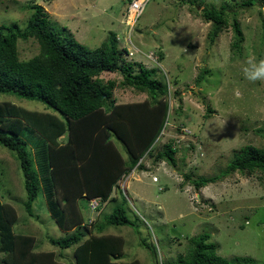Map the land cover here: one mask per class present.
Here are the masks:
<instances>
[{"label":"rangeland","instance_id":"374dc122","mask_svg":"<svg viewBox=\"0 0 264 264\" xmlns=\"http://www.w3.org/2000/svg\"><path fill=\"white\" fill-rule=\"evenodd\" d=\"M31 1L0 0V24L25 26L31 14L26 5ZM35 1L46 11L53 31L63 29L91 49L109 38L110 34L99 29L109 26L111 15L119 14L123 5L120 0ZM247 1L149 0L135 23L142 35L135 27L131 34V45L139 51L129 56L123 42L128 35L126 26V34L115 40L121 51L120 65H131L135 71L141 65L154 69L158 76L164 74L169 109L152 156L146 153L140 159L141 168L117 182L108 201L98 209L92 208V201L84 211L87 221L79 229L87 239L94 234L93 221H102L115 204L125 201L132 225L109 227L104 232L122 239L121 253L114 261L168 263L186 254L192 236L206 232L222 257L247 256L255 264H264V174L233 172L199 189L185 177L220 175L245 145L264 148L260 132L264 129V81L250 82L243 72L249 58L264 59V0L252 5H246ZM108 7L112 12L108 13ZM221 7L227 23L210 44L212 21H206L202 12ZM124 9L125 5L123 13ZM89 23L94 26L91 30ZM17 50L19 60L29 59L38 53V44L33 38L18 40ZM150 53L153 60L146 57ZM100 78L115 81L117 103L146 98L121 86L119 72ZM3 100L29 110H45L36 101L0 96ZM167 142L176 149L173 166L154 160L156 151ZM25 198L18 161L0 145V199L14 210V231L33 237L35 251H52L57 262L76 264L74 247L61 250L49 242L66 232L50 216L43 194L34 201L31 216L23 204Z\"/></svg>","mask_w":264,"mask_h":264},{"label":"trees","instance_id":"16d2710c","mask_svg":"<svg viewBox=\"0 0 264 264\" xmlns=\"http://www.w3.org/2000/svg\"><path fill=\"white\" fill-rule=\"evenodd\" d=\"M256 0H248L252 5ZM25 26L0 24V96L43 104L45 110H29L10 100L0 101V145L9 150L21 171L26 198L23 203L32 215V205L43 194L47 210L66 233L49 242L61 250L74 247L76 264H138L116 262L122 239L104 233L109 227L132 225L125 201L115 204L102 221L93 224L94 234L84 239L79 227L85 224L91 200L99 205L109 200L119 180L141 168L140 159L151 150L167 122L168 84L154 69L120 65L121 51L113 33L91 49L71 33L53 31L44 8L32 0ZM225 8L203 9L212 21V44L226 26ZM236 33L239 29L234 24ZM33 38L38 53L19 60L17 42ZM119 72L120 85L146 98L117 103L115 81L100 78ZM200 82L203 75L199 77ZM264 138V129L261 131ZM176 149L171 142L159 148L155 161L175 165ZM153 152V151H152ZM152 156V155H151ZM264 174V148L245 145L235 153L226 169L216 176L186 179L196 188L217 182L230 173ZM13 208L0 199V253L3 264H61L52 251H35V239L16 233ZM73 229V230H72ZM72 230V231H70ZM203 232L192 236L187 252L163 264H255L251 257H222L217 246ZM155 264H158L155 262Z\"/></svg>","mask_w":264,"mask_h":264},{"label":"built area","instance_id":"2783aa9c","mask_svg":"<svg viewBox=\"0 0 264 264\" xmlns=\"http://www.w3.org/2000/svg\"><path fill=\"white\" fill-rule=\"evenodd\" d=\"M121 1L126 4L125 13L123 16V22L125 23L126 30L128 32L127 33L128 35L123 38L124 40L123 42L125 43L129 56H132L133 51L138 52L139 50L136 49L133 45H131V41L129 37L131 35V32L133 31L136 21L142 15L145 6L149 0H121ZM146 57L151 60L154 59V55L152 53H150V55H147ZM92 201L95 202V205L92 207L93 209H95L99 205V202L97 200H91L90 204L92 203Z\"/></svg>","mask_w":264,"mask_h":264},{"label":"crops","instance_id":"0c3cea01","mask_svg":"<svg viewBox=\"0 0 264 264\" xmlns=\"http://www.w3.org/2000/svg\"><path fill=\"white\" fill-rule=\"evenodd\" d=\"M123 5H125V9H126V4L123 3ZM123 5H122V7H120V13L119 14L114 13L113 15H111L110 21H109V26H103V27H101L99 29L100 33H103V34L106 33V35H108L109 33H113L115 35L117 41H120L121 40V36H124L126 34L125 33V25L122 23L123 17H121V15H124V13H125V11L123 13ZM110 10L112 12V10H113L112 7H108V10H107L108 13H110ZM88 26H89L90 30L94 28V26H92V24H90V23L88 24ZM151 26L152 25L150 24V28H151ZM136 28L137 27L135 26V29ZM145 30H146V28H145ZM137 31H139L138 28H137ZM152 32H154V31H152ZM106 35L105 36H101V38L106 37ZM139 35H142L141 31H139ZM129 38H130V41H131V35H130ZM132 45H133V43H132ZM136 49L139 50V48H136Z\"/></svg>","mask_w":264,"mask_h":264},{"label":"clouds","instance_id":"9594fccd","mask_svg":"<svg viewBox=\"0 0 264 264\" xmlns=\"http://www.w3.org/2000/svg\"><path fill=\"white\" fill-rule=\"evenodd\" d=\"M243 72L245 78L250 82L255 83L257 81H264V59L257 61L254 56L249 58L246 62V66L243 68ZM237 95H239V93H237Z\"/></svg>","mask_w":264,"mask_h":264}]
</instances>
